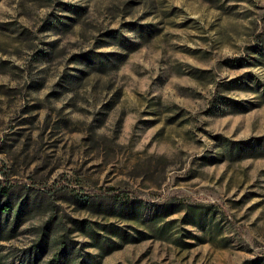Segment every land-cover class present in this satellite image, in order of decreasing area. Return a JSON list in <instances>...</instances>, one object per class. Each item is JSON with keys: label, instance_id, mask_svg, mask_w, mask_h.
Returning a JSON list of instances; mask_svg holds the SVG:
<instances>
[{"label": "rangeland", "instance_id": "rangeland-1", "mask_svg": "<svg viewBox=\"0 0 264 264\" xmlns=\"http://www.w3.org/2000/svg\"><path fill=\"white\" fill-rule=\"evenodd\" d=\"M4 186L0 264H264V0H0Z\"/></svg>", "mask_w": 264, "mask_h": 264}, {"label": "trees", "instance_id": "trees-1", "mask_svg": "<svg viewBox=\"0 0 264 264\" xmlns=\"http://www.w3.org/2000/svg\"><path fill=\"white\" fill-rule=\"evenodd\" d=\"M10 190H11V189H10L9 186H4V187H1V188H0V192H1V194L5 195V196L10 194ZM10 212H11V206H10L9 203H4V204L0 207V213L7 215V217L9 216ZM15 223H16V222H15ZM15 223H14V225H15ZM15 227H16V226H15ZM10 231H11V232H15L16 229L13 227V228L10 229ZM62 257H63V256H62V251L59 252V253H56L55 256H54V258H53V262H54V264H60V263H62Z\"/></svg>", "mask_w": 264, "mask_h": 264}]
</instances>
